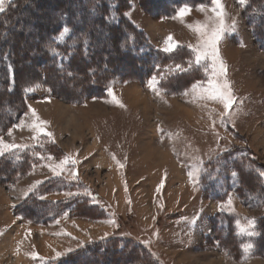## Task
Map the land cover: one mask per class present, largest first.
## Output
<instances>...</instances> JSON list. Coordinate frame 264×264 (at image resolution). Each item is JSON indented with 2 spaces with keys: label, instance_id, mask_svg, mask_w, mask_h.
Returning <instances> with one entry per match:
<instances>
[{
  "label": "rangeland",
  "instance_id": "rangeland-1",
  "mask_svg": "<svg viewBox=\"0 0 264 264\" xmlns=\"http://www.w3.org/2000/svg\"><path fill=\"white\" fill-rule=\"evenodd\" d=\"M198 5L180 18L176 13L182 6L169 14L168 0L123 1L126 16L151 43L163 50L171 36L190 54L181 53V59L178 56L168 62L162 73H153L147 67L145 80L134 74L135 65L131 67L128 80L111 86L123 107L114 104L108 92L76 103L52 94L43 85L33 89L29 110L0 136L7 143L27 145L29 149L54 141L58 150H31L36 153L31 165L14 176L0 173V264H56L84 245L108 239L140 244L159 264H264V250L256 253L253 249L257 235L240 233L236 223L257 233L256 222L264 217V188L261 194L255 189L258 178H264V49L253 36L244 5L238 0H223L227 23L235 22L234 30L219 44L236 98L226 115H222L223 104L199 99L191 91V84L197 81L207 86L210 64L208 73L201 65L202 76L180 78L170 86L163 84V91L159 87L153 91L148 83L151 76H164L175 64L186 68L187 60L194 57L192 47L198 45L199 35L193 27L214 15L211 4H204V12ZM50 6H38L37 10L45 13L51 11ZM117 55L113 66L118 69L119 60L125 57ZM35 60L32 58L33 65ZM30 108L36 110L40 122H47L44 128L51 137L34 139L31 124L35 117ZM232 150H241L248 159L249 167L244 166L247 171L242 178L245 188L237 189L239 179L237 174L233 176L236 172L231 166L221 178L215 176L223 184L221 193H209L206 184L209 178H215L211 166L216 158ZM49 155L54 159H40ZM66 155L76 161L78 180H72L67 171L61 177L73 181V188L80 194L87 192L107 217L93 220L69 207L51 216L46 214L44 220L23 212L32 193L37 198L44 196L39 199L46 201L67 197L64 193L70 187H58L59 180L46 166ZM38 181L43 183L37 185ZM229 194L234 210L221 212V201H226ZM33 210L42 212L40 206ZM243 245L253 247L245 249ZM57 253L62 255L57 258Z\"/></svg>",
  "mask_w": 264,
  "mask_h": 264
},
{
  "label": "trees",
  "instance_id": "trees-1",
  "mask_svg": "<svg viewBox=\"0 0 264 264\" xmlns=\"http://www.w3.org/2000/svg\"><path fill=\"white\" fill-rule=\"evenodd\" d=\"M123 1L125 0L10 1L5 12L0 13V134L15 124L21 114L29 110V98L34 96L32 91L40 85L51 89L52 94L79 103L90 96H105L113 83L130 78L129 69L134 65L136 66L134 74L138 75L137 78L145 80L147 67L148 70L151 68L153 73H162L168 62L177 60L181 53L189 54L184 47L173 53H165L151 43L145 32L125 15L127 10L123 7ZM200 2L210 4V0H168L170 6L168 13L173 14L185 4L196 6ZM128 3L130 6V1ZM45 4L51 5V11L39 12L37 7ZM244 13L253 36L264 49V0H248L244 5ZM37 18L40 22H35ZM65 25L71 32L65 37L63 44L56 43L54 37ZM85 38L88 41L87 54L83 44ZM49 47L56 48L61 56L51 55ZM117 53L125 57L119 60V63L122 62L118 69L113 66V60L118 58ZM32 58H36L35 65ZM69 72L72 75H68ZM201 73L200 66L187 73L168 72L164 74L167 79L162 80L161 84L170 86L177 79L192 78V75L197 77ZM13 75L14 86L11 83ZM26 88L32 90L25 91ZM55 145L54 142L47 141L31 149H17L0 157V173L14 176L32 164L36 158L34 152L39 153L40 150L50 152L55 148L58 150ZM240 151H228L216 158L211 168L214 177L221 178L226 168L232 166L239 179L237 189L239 187L244 189L245 183L242 182V178L249 167L246 164L249 163ZM217 177L209 178L206 184L210 189L209 193H221L223 184L218 182ZM55 179L59 180L57 185L63 190L69 186V191H77L73 188L75 187L73 181H65L62 177ZM263 188L264 178H258L256 192L261 194ZM34 195V193L29 195L26 201L28 207H25L26 210L23 212H26L27 217L34 216L35 220L39 218L44 220L46 214L51 216L62 207H69L74 212L79 211L83 217L93 220L107 217L103 209L86 195L67 196L58 201L40 200ZM256 196L257 202H261L262 199ZM35 206H40L42 212L34 211ZM224 220L228 224L225 216ZM216 230L218 233L221 232L217 226ZM256 230L258 234L254 238L253 249L256 253H261L264 250V217L257 220ZM224 232L226 234V231ZM93 243L64 256L56 264H159L146 250L147 248L130 240L108 239Z\"/></svg>",
  "mask_w": 264,
  "mask_h": 264
},
{
  "label": "snow or ice",
  "instance_id": "snow-or-ice-1",
  "mask_svg": "<svg viewBox=\"0 0 264 264\" xmlns=\"http://www.w3.org/2000/svg\"><path fill=\"white\" fill-rule=\"evenodd\" d=\"M238 2L241 5H246V0H238ZM211 4V10L213 12V16L208 17V20L204 24H200L197 22V25L193 27V30L198 33L199 35V43L197 46L192 47V52L194 53V57L187 60V67L185 68L182 64H175L174 68H170L169 72L174 73H187L190 72L193 68L199 67L201 65H205L203 67V71L205 73L209 72V64L211 69V75L208 78L205 86L204 81H197L191 84V91L195 94H197V98L199 99H211L214 101H218L221 104H223V107L225 109V113L222 115H226L228 110L232 109L234 103H236V98L234 96L231 82L227 78V66L223 59L220 56L219 52V44L224 39L225 35L232 32L235 28V22L233 21L232 24H228L226 21L227 13L225 11L223 0H210ZM7 5V0H0V13L5 12ZM192 5L185 4L183 5L176 15L180 18L185 17L186 15L190 14L192 10ZM199 11L204 12L206 5L200 4L197 6ZM127 15V13L125 14ZM107 19V18H106ZM71 32V29H69L66 25L63 27L62 31L54 37V41L56 43L63 44L65 42V37L69 35ZM84 48H85V54H87V45L88 41L85 38L83 41ZM180 46L176 44L173 40V37H168L167 46L163 49L165 53H173L175 52ZM49 52L53 56H61L60 53L56 50L54 47H49ZM207 62V63H206ZM10 67V65H9ZM68 75H72L71 72L68 73ZM166 76H160L158 78L157 75L151 76L149 80V86L152 87L153 91H156L159 87L162 91L164 90L163 85L161 84V80H166ZM12 85L14 86V75L13 79L11 81ZM12 88H9V91H11ZM31 88H26L25 91H31ZM185 94H187V90H185ZM108 95L111 97V101L123 107L122 102L117 98V96L114 94L113 89L110 87L108 88ZM30 112L33 117H35V120L31 124V130L36 133V136L34 139L39 140L41 135L51 137L52 133L47 132L44 128V124L47 122H40V118L36 113L35 109L30 108ZM23 122H21V125ZM17 125V127L21 126ZM163 131V129H161ZM9 136L12 135V131L9 130L7 133ZM54 142V141H53ZM27 145H17L15 143H7L4 141L3 137L0 136V157L5 156L8 153H12L14 150L17 149H26ZM40 159H48L53 160L54 157L51 155L47 157L41 156ZM75 163L76 161L73 159L72 156L66 155L61 159L58 163L52 164L49 163L46 166L50 169L52 176L54 177H61L66 171L70 174V178L72 180H78V173L75 170ZM68 165H72V168H68ZM120 167H124L123 164L120 165ZM194 173L190 172L189 176L194 177ZM236 173H233V176H235ZM264 175V174H262ZM40 183H43L42 181H38L37 185ZM163 185H161L162 187ZM35 187V186H34ZM68 197L77 196L80 195L79 192H65L64 193ZM84 195H88L87 192L84 193ZM40 199H44V196L39 197ZM93 199H95L93 197ZM234 210V203H233V197L232 195H228L226 201H221L220 204V211H229L231 212ZM67 215V213H65ZM59 223V221H57ZM195 223V221L193 222ZM237 226L239 227L240 233L247 232L248 235H257L258 233L255 232H248L247 228L240 225V222L237 221ZM251 226L255 227V220L253 219L251 221ZM245 249H250L253 246L252 245H243ZM72 250L69 249V252ZM62 254L57 253V258H59Z\"/></svg>",
  "mask_w": 264,
  "mask_h": 264
}]
</instances>
